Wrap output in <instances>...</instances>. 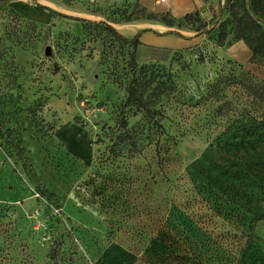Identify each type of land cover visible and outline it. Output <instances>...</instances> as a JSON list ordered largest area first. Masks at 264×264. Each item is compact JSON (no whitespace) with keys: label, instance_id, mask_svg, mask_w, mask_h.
I'll use <instances>...</instances> for the list:
<instances>
[{"label":"rangeland","instance_id":"374dc122","mask_svg":"<svg viewBox=\"0 0 264 264\" xmlns=\"http://www.w3.org/2000/svg\"><path fill=\"white\" fill-rule=\"evenodd\" d=\"M168 2L152 0L163 6L156 14L139 0L0 7V50L9 61L0 68V264H149L134 256L144 202L157 210L163 197L180 206L185 197L199 200L202 181L239 208L231 217L228 208L214 215L196 204L219 241L208 252L212 264H264V217L256 218L264 213V37L252 29L245 40L238 22L245 3L264 29V0H210L173 16ZM102 23L129 37L143 24L181 33L155 42L146 33L134 49L138 65L161 66L173 80L156 106L176 141L163 162L154 144L133 155L108 151L125 98L117 81L132 48ZM125 111L129 126L142 119ZM116 176L137 181L128 192L132 214H115ZM146 178L170 181L143 186Z\"/></svg>","mask_w":264,"mask_h":264},{"label":"trees","instance_id":"16d2710c","mask_svg":"<svg viewBox=\"0 0 264 264\" xmlns=\"http://www.w3.org/2000/svg\"><path fill=\"white\" fill-rule=\"evenodd\" d=\"M9 2L10 0H0V7L8 5ZM243 6L245 10L243 19H239L238 21L240 24L239 36L247 41H251L249 33L254 29L263 38V23H260L253 17L245 3ZM72 18L81 20L86 25L101 24L99 21L93 22L78 17ZM102 24L103 29L117 41L132 48L127 53L125 78L117 81L119 85L123 86L125 98L120 103V117L117 122V129L112 130L113 134L109 136L111 144L109 145L108 151L114 156L124 154L125 152H130L133 155L134 153H141L147 146L154 144L158 162H163L171 156L169 153L171 151L169 142L172 141L176 145V141L166 132L161 121L157 118L162 112L156 106L161 96L174 88L171 75L163 67L155 64H137L134 49L140 43L141 34L144 32V29L138 30L129 37L122 34L116 27L109 23ZM165 33H173V31L169 30ZM174 33L181 35L177 31H174ZM6 53L7 48L3 47L0 50V68L5 65L3 64L4 60L6 63L9 62L5 58ZM126 109H133L135 112L142 113V119L137 121L133 126H129ZM261 123L264 126V121ZM164 146L166 147L164 148ZM112 178L115 180L114 184L118 186L113 196V201H115V214L119 216L132 214L133 207H131L132 203L128 192L133 185L137 184V181L130 177L116 176ZM139 181L143 186H149L150 183L169 182L170 179L165 178L157 181L146 178L140 179ZM199 187L200 199L196 200L185 197L184 201L181 200L183 203L182 206L172 202L169 197L161 198L162 207L157 210H151L149 205L144 202L142 209L144 219L141 224V239L139 241L142 247L141 253L139 257L133 254L137 259L149 264L213 263L214 258L210 257L208 252L218 250L219 241L213 238L211 230L204 227L202 216H205L204 218H211L210 215L200 213L196 209V204L203 202L214 215L224 214V210L228 208L227 210L229 212L227 213L231 217L238 216L236 211H239V208L233 202L234 206L230 205L232 203L226 204L222 195L215 190L211 183L202 181ZM122 192H124V197H122ZM263 217L264 213L258 215L256 218ZM251 237L252 234L249 233L247 235V241ZM237 261L238 259L236 258H229L226 264H237Z\"/></svg>","mask_w":264,"mask_h":264},{"label":"crops","instance_id":"0c3cea01","mask_svg":"<svg viewBox=\"0 0 264 264\" xmlns=\"http://www.w3.org/2000/svg\"><path fill=\"white\" fill-rule=\"evenodd\" d=\"M168 1L169 2L165 5L166 11H168L173 16L175 14H179V13L184 12V11L186 12V11H190V10L201 9V7H203V4L209 2L210 0H168ZM217 1H219V0H217ZM139 3L141 4L142 7H144L146 10L152 12L153 14L160 12L163 8V6L161 7V5L153 6L152 0H139ZM161 23H162L161 21L158 22L160 27L162 25ZM154 26L155 25H151V24H143L141 29H144V32H142L141 38H140L142 41L145 42L144 35L146 33H149V35L146 36L147 37L146 40H148L147 42L161 41V37H162L161 34H168V33H165L166 31L161 32L160 30L153 28ZM146 27L151 28V29H155L156 32L146 31L145 30ZM167 31H169V30H167ZM173 33H174V31H173ZM179 36H181V35H179Z\"/></svg>","mask_w":264,"mask_h":264},{"label":"water","instance_id":"95a60500","mask_svg":"<svg viewBox=\"0 0 264 264\" xmlns=\"http://www.w3.org/2000/svg\"><path fill=\"white\" fill-rule=\"evenodd\" d=\"M46 54L47 55H50L51 54V48H50V46L46 49Z\"/></svg>","mask_w":264,"mask_h":264},{"label":"built area","instance_id":"2783aa9c","mask_svg":"<svg viewBox=\"0 0 264 264\" xmlns=\"http://www.w3.org/2000/svg\"><path fill=\"white\" fill-rule=\"evenodd\" d=\"M165 0H156V3L164 2Z\"/></svg>","mask_w":264,"mask_h":264}]
</instances>
